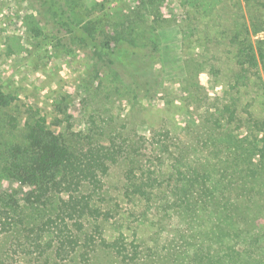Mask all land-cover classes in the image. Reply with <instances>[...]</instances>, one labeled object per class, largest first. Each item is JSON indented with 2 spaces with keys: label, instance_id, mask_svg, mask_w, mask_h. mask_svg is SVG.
<instances>
[{
  "label": "rangeland",
  "instance_id": "obj_1",
  "mask_svg": "<svg viewBox=\"0 0 264 264\" xmlns=\"http://www.w3.org/2000/svg\"><path fill=\"white\" fill-rule=\"evenodd\" d=\"M78 1L87 18L118 11L127 14L142 2ZM225 8L228 23L241 26L242 0H226ZM39 9L35 0H0V91L13 98L4 120L8 117L10 126L21 131L29 117L43 118L53 134L66 129L68 134L92 136L90 151H116L117 163L108 167L103 180L110 212L94 224L79 222L81 228L69 221L66 233L72 244L60 255L61 240L43 228L41 220L24 230L2 233L0 264H206L208 256L232 264H264V179L250 183L239 196L233 193L232 200L240 203L238 219L212 210L205 214L200 204L188 216L169 204L170 209L160 207V196L171 192L173 183L162 177L156 181L159 195L149 207L123 191L128 169L136 164L139 178L142 172L144 176L153 170L163 173L180 158L183 167L190 166L187 161L193 157L208 160L207 119L222 105L239 98L236 107H230L233 119L224 125L234 134L246 130L241 118L264 116L262 90L242 87L240 95L232 86L237 67L230 48L219 47L224 59L215 62L223 73L214 79L199 54L200 43L184 37L185 13L178 0H161L145 19L153 25L159 43L147 55L151 65L144 73L150 76L142 77L136 68L109 66L85 47L70 44L68 33L57 28L51 17H39ZM30 17L41 31L37 37L27 31ZM71 20L66 18L67 28ZM108 39L116 45L119 38L110 32ZM256 39H264V33ZM148 77L153 79L152 93L144 88ZM183 143L192 145L182 147ZM0 191L20 198L25 194L24 187L9 181H0ZM92 225L100 228L99 236L92 234Z\"/></svg>",
  "mask_w": 264,
  "mask_h": 264
},
{
  "label": "trees",
  "instance_id": "obj_2",
  "mask_svg": "<svg viewBox=\"0 0 264 264\" xmlns=\"http://www.w3.org/2000/svg\"><path fill=\"white\" fill-rule=\"evenodd\" d=\"M35 1L39 3L38 16L51 17L57 28L68 33L70 44L85 47L95 58L106 59L109 66L121 70L136 68L142 77L149 75L144 73L151 65L147 55L158 49L159 40L153 25L145 19L161 0H141L140 5L130 7L127 14L118 11L94 18L82 14L78 0ZM178 2L185 13L184 37L186 34L188 39L195 38L200 43L199 54L201 59L205 57L208 73L214 79L221 77L222 67L215 61L224 59L219 47H229L231 60L237 67L232 81L237 93L240 94L242 87L264 92V39H256L264 33V0H242L245 15L239 27L228 23L226 0ZM67 17L72 18L71 28L66 27ZM26 28L33 37L41 34L32 18L26 22ZM110 32L119 38L116 45L108 39ZM55 37L53 35L52 40ZM152 80L148 77L144 81L147 93L153 92ZM235 101L222 105L207 119L211 150L208 160L193 157V161H187L192 164L183 167L179 165L180 158L163 173L153 170L144 176L142 172L139 178L135 174L139 169L135 163V168L128 169L123 191L140 197L148 205L145 207H149L152 198L159 195L156 181L162 177V181L167 179L173 183L172 191L160 196V207L169 208V204L188 216L200 204L198 207L205 214L206 210H212L221 217L228 215L238 219L236 210L240 203L232 200L233 193L239 196L250 183L264 179V138L260 137L264 134V116L241 118L246 130L234 134L224 125L233 119L230 107H236ZM12 102L10 95L0 91V181L19 184L25 188V194L20 198L15 193L0 191V234L10 233V230L18 232L19 228L24 230L26 225L34 226L41 220V226L61 240L57 254H64L72 244L71 235L66 233L69 221L94 224L110 212L103 180L108 167L117 163V153L104 148L90 151L93 146H87L91 143L90 135L68 134L66 129L53 134L43 118L29 117L18 131L17 126H10L8 117L5 120L3 117ZM183 145L191 147L192 144ZM191 198L195 202L188 203ZM213 212L208 213L209 218L213 217ZM100 232L98 225H92V234L99 236ZM206 264L232 263L208 256Z\"/></svg>",
  "mask_w": 264,
  "mask_h": 264
}]
</instances>
